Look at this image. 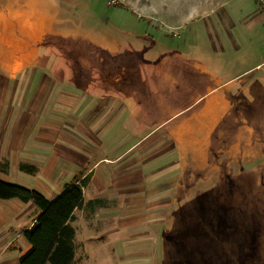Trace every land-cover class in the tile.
<instances>
[{
    "label": "rangeland",
    "instance_id": "obj_1",
    "mask_svg": "<svg viewBox=\"0 0 264 264\" xmlns=\"http://www.w3.org/2000/svg\"><path fill=\"white\" fill-rule=\"evenodd\" d=\"M194 6V20H174ZM0 29L22 47L23 63L32 49L34 64L49 66L43 52L63 48L68 72L85 67L79 80L128 99L145 124L134 137L155 128L150 136L167 144L157 155L170 150L166 167L180 163L171 206L155 214L150 236L135 228L127 245L121 236L87 242L78 264H121L133 252L151 254L150 264H194L162 236L192 201L208 264H264V64L225 83L264 62V0H0Z\"/></svg>",
    "mask_w": 264,
    "mask_h": 264
},
{
    "label": "crops",
    "instance_id": "obj_2",
    "mask_svg": "<svg viewBox=\"0 0 264 264\" xmlns=\"http://www.w3.org/2000/svg\"><path fill=\"white\" fill-rule=\"evenodd\" d=\"M196 10L191 7L174 20H194ZM12 38L0 29V161L9 163L0 179L36 190L50 201L68 187L86 182L83 203L72 222L76 260L80 248L89 257L85 243L95 244L105 236H121L117 243L123 245L133 242L135 228L147 230L145 234L150 236V229L160 224L155 214L171 206L180 181V163L175 160L166 167L171 151L157 155V150L167 148L165 138L150 136L155 128L134 137L145 124L133 116L128 99L108 89L102 92L100 83L78 79L75 85L74 77L82 78L85 67L78 71L71 63V70L74 67L77 73L68 72L64 63L71 61L63 48L43 52V58L53 63L39 67L34 64L38 50L32 54L31 49L29 60L23 63L22 47L18 52V43ZM22 164L37 167V174L21 171ZM103 165L104 173L100 170ZM40 213L32 202L0 199V264H20L30 248L23 233L32 228ZM125 233L131 241H124ZM137 255L124 254L121 264H150L144 259L151 254Z\"/></svg>",
    "mask_w": 264,
    "mask_h": 264
},
{
    "label": "trees",
    "instance_id": "obj_3",
    "mask_svg": "<svg viewBox=\"0 0 264 264\" xmlns=\"http://www.w3.org/2000/svg\"><path fill=\"white\" fill-rule=\"evenodd\" d=\"M26 60H29V56ZM74 79L77 81L75 85H78V77L75 76ZM8 169V161H0V172L6 173ZM20 170L32 175L38 171L37 167L24 164L20 165ZM84 183L68 187L59 197L50 201L36 190L0 179L1 200L19 199L24 203L32 202L41 211L32 228L23 233L30 248L20 258V264H78L76 229L72 222L75 219V211L84 200ZM195 204L194 201L189 202L186 207L173 213L175 228L163 233L164 246L167 250L174 247L182 255L191 256L194 264H208L211 247L209 239L201 234L205 233L201 232V225H197L199 229L195 226ZM205 228L207 230V226ZM165 235L168 237L165 238ZM215 249L221 253L225 251L221 246ZM227 251L230 258L238 255L237 248ZM164 264L172 263L164 260Z\"/></svg>",
    "mask_w": 264,
    "mask_h": 264
}]
</instances>
